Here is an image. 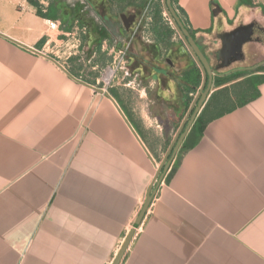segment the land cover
Returning <instances> with one entry per match:
<instances>
[{
    "label": "crops",
    "instance_id": "crops-1",
    "mask_svg": "<svg viewBox=\"0 0 264 264\" xmlns=\"http://www.w3.org/2000/svg\"><path fill=\"white\" fill-rule=\"evenodd\" d=\"M161 7L0 0V264H113L203 82ZM176 9L213 84L120 264H264V0Z\"/></svg>",
    "mask_w": 264,
    "mask_h": 264
},
{
    "label": "water",
    "instance_id": "water-1",
    "mask_svg": "<svg viewBox=\"0 0 264 264\" xmlns=\"http://www.w3.org/2000/svg\"><path fill=\"white\" fill-rule=\"evenodd\" d=\"M164 11L167 14L170 23L176 30V32L181 37L185 46L193 56L194 60L200 67L203 74V82L200 87V90L189 110L188 115L186 116L183 124L181 125L179 131L177 132L173 143L171 144L163 162L158 168L157 174L154 178V181L149 189L146 202L143 206L141 214L137 219L134 229L127 236L124 244L122 245L117 257L115 258L113 264H120L131 241L135 234V229L141 224L148 208L150 207L157 190L163 181L165 175L170 169L173 160L175 159L177 153L179 152L190 128L192 127L196 116L201 110L203 104L205 103L213 84V74L214 70L211 67V64L203 51L199 46V40H195L187 28L182 23L180 17L176 13L175 9L172 6V0H163ZM137 16L135 14L121 15V21L126 31H130L133 25L135 24ZM254 24H249L236 28L235 30L222 34L219 36V39L222 42V47L219 50V57L221 58L220 67H228L232 63L238 61L242 57V50L245 44L250 42L253 39L255 33Z\"/></svg>",
    "mask_w": 264,
    "mask_h": 264
},
{
    "label": "built area",
    "instance_id": "built-area-1",
    "mask_svg": "<svg viewBox=\"0 0 264 264\" xmlns=\"http://www.w3.org/2000/svg\"><path fill=\"white\" fill-rule=\"evenodd\" d=\"M48 27H49V30H58L59 24L56 22L49 21ZM125 62H126V52L122 51L120 55L118 56V58L114 60L110 66L106 68L104 75H103L105 83L108 84L109 81H112L113 79L117 77L118 73L124 69Z\"/></svg>",
    "mask_w": 264,
    "mask_h": 264
},
{
    "label": "trees",
    "instance_id": "trees-1",
    "mask_svg": "<svg viewBox=\"0 0 264 264\" xmlns=\"http://www.w3.org/2000/svg\"><path fill=\"white\" fill-rule=\"evenodd\" d=\"M176 1L177 0H172V6H173V8L175 9V11L177 12V14H178V11H177V9H176ZM156 14H158V12L156 13ZM42 15V14H41ZM233 77H231V78H226L225 80H230V79H232Z\"/></svg>",
    "mask_w": 264,
    "mask_h": 264
},
{
    "label": "rangeland",
    "instance_id": "rangeland-1",
    "mask_svg": "<svg viewBox=\"0 0 264 264\" xmlns=\"http://www.w3.org/2000/svg\"><path fill=\"white\" fill-rule=\"evenodd\" d=\"M151 8H153V7H151ZM159 8V7H158ZM164 9V7L162 8H160V10L162 11V12H164V14H165V16H166V18L168 19V21H169V18H168V16H167V14L165 13V11L163 10ZM130 13H132V12H130Z\"/></svg>",
    "mask_w": 264,
    "mask_h": 264
}]
</instances>
